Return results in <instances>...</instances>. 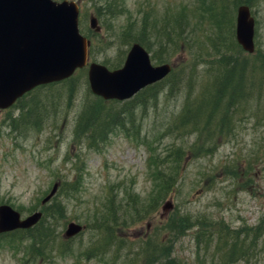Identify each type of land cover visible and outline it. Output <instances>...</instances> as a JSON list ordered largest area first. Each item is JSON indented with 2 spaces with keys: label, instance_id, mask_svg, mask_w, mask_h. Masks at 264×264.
<instances>
[{
  "label": "rangeland",
  "instance_id": "374dc122",
  "mask_svg": "<svg viewBox=\"0 0 264 264\" xmlns=\"http://www.w3.org/2000/svg\"><path fill=\"white\" fill-rule=\"evenodd\" d=\"M74 1L81 10V33L94 44L91 62L121 69L132 44L144 42L160 61L153 64H170L173 74L156 90L117 102L92 94L85 68L16 108L0 110V206L11 205L23 218L45 212L42 200L54 184L60 186L47 206L50 218L37 230L47 236L44 241L27 232L1 236L0 264H136L140 258L145 264L149 249L159 251L154 264L169 256L183 264L208 261L218 236L245 233L264 220V118L258 110L253 106L258 115L233 129L212 128L225 112L209 117L211 128L180 126L187 94L193 99L202 87L198 70L204 72L208 56L227 43L224 31L236 27L238 8L230 0L211 16L209 4L200 0ZM252 10L260 51L264 0ZM92 17L101 33L91 29ZM242 50L234 53L240 57ZM224 70L210 72L211 81L232 76ZM177 79L180 86L174 88ZM95 105L102 106L109 127L85 136L77 127ZM249 158L257 162L255 171L238 175L237 165L232 167ZM170 203L172 208L163 210ZM73 222L86 231L66 240ZM219 253L217 258L227 255L228 246Z\"/></svg>",
  "mask_w": 264,
  "mask_h": 264
},
{
  "label": "water",
  "instance_id": "95a60500",
  "mask_svg": "<svg viewBox=\"0 0 264 264\" xmlns=\"http://www.w3.org/2000/svg\"><path fill=\"white\" fill-rule=\"evenodd\" d=\"M92 28L100 32L96 18ZM255 26L250 8L238 11L237 39L243 49L255 52ZM90 42L79 30V6L74 1L0 0V109L12 107L33 89L70 78L88 62ZM171 72L169 65L155 67L149 53L136 43L125 65L117 71L93 63L89 82L92 92L106 100H127L142 89L163 80ZM56 184L43 200L49 202L57 193ZM167 204L165 210L171 209ZM43 217L36 212L22 220L9 205L0 206V234L18 229H31ZM83 227L71 223L66 238L77 236Z\"/></svg>",
  "mask_w": 264,
  "mask_h": 264
},
{
  "label": "bare ground",
  "instance_id": "6f19581e",
  "mask_svg": "<svg viewBox=\"0 0 264 264\" xmlns=\"http://www.w3.org/2000/svg\"><path fill=\"white\" fill-rule=\"evenodd\" d=\"M221 1V0H219ZM230 0H222L223 3L229 2ZM252 3H251V2ZM262 0H231L228 4H232L235 8H239L242 6H247L250 8L252 17L256 20V17L253 14L252 7L259 6L261 4ZM209 4L214 5V2L212 0H208ZM253 5V6H252ZM237 11V13H238ZM226 18H232L231 15L226 14ZM238 18V15H237ZM236 28V29H235ZM235 30V35H234ZM224 32L231 33L229 35L228 33H225V40L227 43L225 45L221 44L219 48H216L215 53L210 54V59L208 65L205 66V71L201 72L198 70V74L200 75V79L205 80V86L199 88L198 95H197V102L192 101L190 102V108L192 110H221L225 112V114L220 117L216 118L212 121V128H220L224 127L225 129H233L236 124L239 122H243L244 119H246L249 115H258V112L262 115L264 118V48L258 49L256 46V40L255 42V52L253 54L247 53L248 55H256L258 54V58L255 61L248 62L250 63V67L248 68L249 74L243 75V77H240L237 67V56L234 53L239 47L243 48V46L239 43L237 39V25L233 27L232 31L225 30ZM235 38L236 42H234L233 37ZM257 48V49H256ZM218 68H220V71L225 69L223 72L231 73L232 76L226 77L223 81L222 79H219L218 81H211L213 80V77L210 76V72L216 71ZM241 73L242 69H240ZM245 83V86L253 87V83L256 89V92L254 94V97H245L243 100L240 98V103L243 106L242 112H237L236 107L231 108H222L218 107L215 103H209L206 101L207 95L209 93H215L218 92L220 89H224L227 86H232L234 84L235 86L233 88L235 90H227L226 92L230 94L232 100H235L237 102V83L239 82ZM262 95V96H261ZM242 100V102H241ZM240 104V106H241ZM258 110L254 111V107ZM226 111L229 113L227 114ZM238 114V115H237ZM199 116H193L190 119H194L195 122L203 121L201 117ZM199 124V123H198ZM237 130L239 131L240 128L237 127ZM250 164L254 167L257 162L254 160V158H249ZM237 163L232 167L235 168ZM234 170V169H231ZM236 239L237 240V234L235 236V233H226L225 235L222 234V236H218V246L215 248L212 257L205 261L204 259L200 262V264H264V256L261 255V252L264 250V246L261 244L260 247H258L255 251L253 248H247L246 250L241 252H236L233 255L217 258L220 247L224 248L226 244L229 242L230 239ZM211 244L210 242H207V245ZM203 248V246H202ZM206 253H209L208 246L205 247ZM157 254L159 251L156 252ZM172 257L173 264H183L181 261H178L176 257Z\"/></svg>",
  "mask_w": 264,
  "mask_h": 264
},
{
  "label": "trees",
  "instance_id": "16d2710c",
  "mask_svg": "<svg viewBox=\"0 0 264 264\" xmlns=\"http://www.w3.org/2000/svg\"><path fill=\"white\" fill-rule=\"evenodd\" d=\"M212 1L214 2V5L209 4L208 0H200L202 5H206L207 3L209 4L208 9H209V13L211 16L213 15V13L215 12V10L217 8H227V3H223L222 0L221 1L212 0ZM224 16H225V14H224ZM140 42H141V40H140ZM143 44H144V42H143ZM257 58H258V54L248 55L242 50V52L240 53V57L237 56V67H238V72H239L240 77H243V75L249 74L248 68L250 67L251 64L248 62L255 61ZM155 60L160 62L158 59H155ZM240 69H242L243 73H241ZM172 83H173L174 88L177 86H180V79L172 81ZM60 84H62V83H60ZM56 85H59V83L39 87L36 90H34L33 92L26 95L24 98H26L27 96L33 95L37 92H40L41 90H45L47 88L54 87ZM157 86L158 85L145 90L144 93L145 92L149 93L151 91L156 90ZM204 86H205V80H203V83H202V87H204ZM230 89L236 91V89L233 88L232 86H227L226 88H224L222 90L220 89L218 92L209 93L207 95L206 101H208L209 103L217 104L218 107H220V109L237 107V112H242L244 108H243L242 104L239 102L240 98L243 100L247 96L248 97H252V96L254 97V94L256 92L254 83H253V87L251 88L248 86V84H247V86H245V83L242 80V82L237 83V102H236L235 100H232L231 96H229L230 94H228L226 92L227 90H230ZM197 95H198V92H197L196 96L192 99V97L190 95L188 96V94H187V96H186V107L183 111L182 116L180 117V126L183 125L184 127H187L190 129H197V128L202 127V126H206V127L210 126V128H211V124L209 123V120L210 119L212 120L214 118V116H215V118L217 116H219L217 112H223V111L216 110V109H213V110H192L190 108L191 107L190 102H192V101L197 102ZM215 96H216V101L213 100ZM22 100L19 101V104L22 103ZM242 100H241V102H242ZM19 104H17L16 106H18ZM240 104H241V106H240ZM37 111H38V108H37ZM87 111H88V113H85V115L80 119V122H79L77 129H80L82 134H84L85 136L92 135V137H95V129H96V132L101 129L100 126H102L103 128L106 129L109 127V123H106L102 118L103 115H102V106L101 105H98V106L95 105L94 108H91ZM211 113H213V114H211ZM193 116H199V117H201V119H206V120H205V122L204 121L195 122L194 119H190ZM209 117H210V119H209ZM115 119H116V121L122 120V118L120 116H117ZM34 125H39V123L36 122V124H34ZM215 131H216V128H215ZM217 132H221V131L218 130ZM206 133H208V132L206 131ZM219 135H220V133H219ZM241 166H246L244 170H241V171H243V173L240 171V168H239ZM254 171H255V166L253 167L250 164V160L248 162H245L244 160L243 161H237V174L238 175L248 176L251 174V172H254ZM56 205H60V204L56 203ZM57 208L60 210L62 209L61 206H57ZM48 210H49V207H46L45 208L46 216L44 219L50 218L48 216ZM55 216H56V214H53V217H55ZM53 217H51V218H53ZM42 225H43V222L40 225H38L35 229L27 232V234H29V235L32 234L31 236L34 239H36L37 242L40 241V243H42L44 241V239L47 237V236H44L39 231H37L38 228ZM171 229H172L171 232L175 233L177 237L180 236L182 233V231L174 230V226H172ZM243 231H246V230H243ZM261 244L264 246V220L262 222H260V224H258L256 227L248 228V231L245 233H242L240 229H237V240L234 238L229 240V242L226 244V246H228V248H229V253L227 255L223 254L220 258L233 255L236 252H241L240 250L244 251L247 248H253V250L255 251L258 247L261 246ZM167 247H170V244L164 245L163 248H161L160 251L162 252V255L164 254V252H163L164 249ZM156 252H157L156 249L155 250L149 249V251L147 250L144 253L143 256L146 259L145 264H150L151 261H152V264H154V262L156 261L155 259L158 255V254H155ZM90 255L93 256L94 253H91ZM166 259H167L166 261H164L160 264H173L171 256L167 257ZM140 263H141V258L139 259V261L136 262V264H140Z\"/></svg>",
  "mask_w": 264,
  "mask_h": 264
}]
</instances>
